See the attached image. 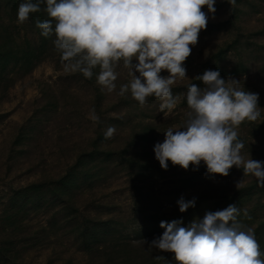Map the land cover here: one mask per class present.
I'll return each mask as SVG.
<instances>
[{
    "label": "rangeland",
    "instance_id": "rangeland-1",
    "mask_svg": "<svg viewBox=\"0 0 264 264\" xmlns=\"http://www.w3.org/2000/svg\"><path fill=\"white\" fill-rule=\"evenodd\" d=\"M23 2L0 0V264H178L174 253L147 250L164 232L160 222L188 227L230 204L264 254V187L253 175L233 166L227 177L211 176L203 161L198 170L169 161L164 170L154 153L169 128L186 126V92L204 86L195 78L218 70L259 95L260 118L236 131L244 158L264 162V0H216L214 14L203 9L208 25L184 63L188 79L172 86L170 113L154 96L141 107L130 91L118 94L131 79L122 61L112 93L101 91L99 67L91 79L65 72L55 36L36 27L50 19L46 12L17 22ZM110 126L116 131L105 139ZM181 197L195 198V207L181 213Z\"/></svg>",
    "mask_w": 264,
    "mask_h": 264
},
{
    "label": "clouds",
    "instance_id": "clouds-1",
    "mask_svg": "<svg viewBox=\"0 0 264 264\" xmlns=\"http://www.w3.org/2000/svg\"><path fill=\"white\" fill-rule=\"evenodd\" d=\"M215 2L24 0L18 7L17 22L23 24L30 14L43 10L50 19L37 20L36 27L46 38L55 36L53 44L65 72L91 79L99 67L97 83L102 92L112 93L117 88L116 68L122 61L131 79L120 85L118 94L124 96L130 91L141 107L154 96L162 101L160 111L170 113L177 103L172 86L178 78H187L184 63L208 25L203 9L207 7L214 14ZM228 2L235 5V0ZM162 71L170 75L163 77ZM195 79L204 86L194 83L186 92L191 109L186 126L177 131L169 128L165 140L154 146L161 168L167 170L171 161L184 170L190 166L198 170L203 161L208 175L227 177L235 166L243 169L244 177L253 175L264 187V162L244 158L241 152L245 145L236 131L242 122L260 118L259 95L242 90L240 80L230 77L226 81L218 70H205ZM91 118L98 119L94 112ZM115 131L110 126L105 139L112 138ZM243 184V179L237 181L236 189ZM177 203L184 213L195 207L196 200L181 197ZM240 211L230 204L223 210L206 212L202 220L196 219L188 227L181 226L182 221H161L164 232L147 250L174 253L178 264H264L252 229L241 230L237 225ZM155 258L164 260L163 256Z\"/></svg>",
    "mask_w": 264,
    "mask_h": 264
},
{
    "label": "trees",
    "instance_id": "trees-1",
    "mask_svg": "<svg viewBox=\"0 0 264 264\" xmlns=\"http://www.w3.org/2000/svg\"><path fill=\"white\" fill-rule=\"evenodd\" d=\"M231 201H233V199H231ZM231 201H230V202H231Z\"/></svg>",
    "mask_w": 264,
    "mask_h": 264
}]
</instances>
